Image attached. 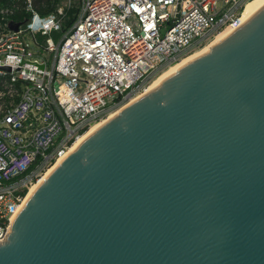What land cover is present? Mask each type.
<instances>
[{
    "label": "water",
    "instance_id": "obj_1",
    "mask_svg": "<svg viewBox=\"0 0 264 264\" xmlns=\"http://www.w3.org/2000/svg\"><path fill=\"white\" fill-rule=\"evenodd\" d=\"M0 264H264V2L81 138Z\"/></svg>",
    "mask_w": 264,
    "mask_h": 264
},
{
    "label": "built area",
    "instance_id": "obj_2",
    "mask_svg": "<svg viewBox=\"0 0 264 264\" xmlns=\"http://www.w3.org/2000/svg\"><path fill=\"white\" fill-rule=\"evenodd\" d=\"M246 2L78 0L76 19L63 33L70 5L62 1L46 16L36 0L0 5V27L6 28L0 32L6 89L0 99L10 98L0 104V241L29 187L79 135L140 95L157 72L234 28ZM19 3L29 16L13 31L8 15Z\"/></svg>",
    "mask_w": 264,
    "mask_h": 264
},
{
    "label": "trees",
    "instance_id": "obj_3",
    "mask_svg": "<svg viewBox=\"0 0 264 264\" xmlns=\"http://www.w3.org/2000/svg\"><path fill=\"white\" fill-rule=\"evenodd\" d=\"M61 1L62 0H36V8H37L38 12L41 15L46 16L48 14L54 13L55 10H56L57 5ZM15 2H16V0H0V5L1 6L12 5ZM251 2H252V0H247V3L244 5L243 10ZM64 13H65V15L63 16V20H62V32L61 33L65 32L74 23V21L76 19V14H77V6H75V7L74 6L66 7L64 9ZM28 16H29V13L25 12L22 9L20 3L18 4V8L8 15L9 18H11V19H13L14 21H17V22H22ZM5 30H6V28H4L2 26L0 27V32H3ZM57 36H58V34L54 35L55 40H57ZM38 41H39V45L41 47H44V37L39 36L38 37ZM202 45L203 44H201L200 46H202ZM200 46H198V47H200ZM5 90L6 89L4 88V78L0 77V92H5ZM6 99L9 100V98L7 96H4V97H2V99H0V101L6 100ZM14 99H17V97H14ZM37 162H38V160H36L34 162V164H32L26 170L25 174L30 172L32 169H34V167H35Z\"/></svg>",
    "mask_w": 264,
    "mask_h": 264
},
{
    "label": "bare ground",
    "instance_id": "obj_4",
    "mask_svg": "<svg viewBox=\"0 0 264 264\" xmlns=\"http://www.w3.org/2000/svg\"><path fill=\"white\" fill-rule=\"evenodd\" d=\"M264 2V0H252V2L243 10V12L241 13V16H240V22L245 18L247 17L254 9H256L259 5H261L262 3ZM247 3V2H246ZM245 3V4H246ZM233 27L231 26H228L222 30H220L217 35L214 37V39L207 45L201 47L200 49H198L197 51L189 54V55H186L185 58L181 59L180 61L176 62V63H173L172 65H170L166 70H164L161 74H159L155 79L154 81L149 84L145 90L142 92L144 93L145 91L149 90L150 88H152L156 83H158L163 77H165L167 74H169L171 71H173L175 68H177L179 65H181L182 63H184L185 61H187L188 59L192 58V57H195L197 56L198 54H200L201 52H203L204 50H206L208 47H210L213 43H215L218 39H220L222 36H224L227 32H229ZM216 34V33H215ZM141 93V94H142ZM140 94V95H141ZM139 96V95H138ZM136 96V97H138ZM134 97V98H136ZM133 98V99H134ZM133 99H131L130 101H132ZM129 101V102H130ZM115 111V110H114ZM118 111V110H117ZM117 111L115 112H111L106 118L100 120V121H97L95 122V124L93 123V125L90 126V128H88L84 133H82L81 135H79L77 137V139L74 141V143L71 145V147L69 148V150L67 151V153L74 147V145L81 139L83 138L86 134H88L90 131H92L95 127H97L100 123H102L103 121H105L107 118H109L111 115H113L114 113H116ZM63 157V156H62ZM61 157V158H62ZM59 158L56 162H54L52 164V166L47 170L45 171L44 173L41 174V176L38 178V180L36 182H34L30 187H29V191L27 192V195L26 197L29 195V193L35 188V186L43 179V177L52 169V167L61 159ZM26 199V198H25Z\"/></svg>",
    "mask_w": 264,
    "mask_h": 264
},
{
    "label": "rangeland",
    "instance_id": "obj_5",
    "mask_svg": "<svg viewBox=\"0 0 264 264\" xmlns=\"http://www.w3.org/2000/svg\"><path fill=\"white\" fill-rule=\"evenodd\" d=\"M62 3H65V5H70L69 7H72V6L75 7V6L78 5V0H62ZM248 5H249V4H248ZM248 5H247V6H248ZM247 6H246V7H247ZM246 7H245V8H246ZM242 12H243V11H242ZM218 32H219V31H218ZM218 32H216V34H214V35H213L212 37H210L205 43H203L202 46H200V47H198V48H195V49H194L193 51H191L189 54H191V53L197 51L198 49H200L201 47H203V46L209 44V43L214 39V37L217 35ZM54 35H55V34H54ZM52 38L55 39L54 36H52ZM189 54H188V55H189ZM185 57H186V56H185ZM185 57H184V58H185ZM50 59H52V55H51V54H48V61H49ZM171 65H172V64H171ZM168 67H169V66H168ZM168 67L164 68L163 70H161V71L157 72L155 75H153V77L151 78V81H150L149 84H151V83L154 81V79H155L159 74H161L164 70H166ZM149 84H148V85H149ZM5 95L9 98V96H8L7 93H6ZM9 99H10V98H9ZM7 100H8V99H6V100H2V101L0 102V104H7V103L9 102V100H8V101H7ZM117 110H118V109H117ZM117 110L115 109V111H117ZM115 111H113V112H115ZM94 124H95V123H94ZM92 125H93V124H92ZM89 128H90V127H89ZM51 166H52V165H51ZM51 166H50V167H51ZM50 167H49V168H50ZM49 168H48V169H49ZM48 169H47V170H48ZM47 170H45V171H47ZM45 171H44V172H45ZM44 172H43V173H44ZM28 191H29V190H28Z\"/></svg>",
    "mask_w": 264,
    "mask_h": 264
}]
</instances>
